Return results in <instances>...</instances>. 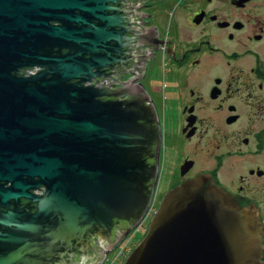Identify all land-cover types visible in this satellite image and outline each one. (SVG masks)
Listing matches in <instances>:
<instances>
[{"label": "water", "instance_id": "obj_1", "mask_svg": "<svg viewBox=\"0 0 264 264\" xmlns=\"http://www.w3.org/2000/svg\"><path fill=\"white\" fill-rule=\"evenodd\" d=\"M145 1L0 0V264H99L146 215L161 129L131 82L162 40L139 26ZM113 68L135 72L98 83ZM260 249L249 209L199 173L163 194L121 264H259Z\"/></svg>", "mask_w": 264, "mask_h": 264}, {"label": "flooded vegetation", "instance_id": "obj_2", "mask_svg": "<svg viewBox=\"0 0 264 264\" xmlns=\"http://www.w3.org/2000/svg\"><path fill=\"white\" fill-rule=\"evenodd\" d=\"M137 2L128 0L130 8L127 0H119L126 4L119 9L132 11ZM138 5L134 12L148 15L140 18L139 26L151 25L155 38L162 42L150 50L152 59L143 61L141 77L131 84L143 88L155 110L172 106L178 111V148L165 160L160 143L158 153V170H173L167 190L199 173L209 175L235 208L249 209V231L252 228L259 236L258 260L264 264V0H146ZM137 50L143 51L144 45H137ZM116 65L111 67L118 69ZM115 68L110 69L109 76L119 83L111 78H98V83L115 89L135 72ZM160 68L161 79L149 77ZM18 70L22 73L23 68ZM29 70L34 74L38 67L25 68L24 72ZM126 96L124 92L117 98ZM205 111L211 115H200ZM180 170L186 171L180 174ZM8 185L6 182L2 187ZM43 190L38 185L31 193L37 195ZM158 195L159 190L155 195L153 192L154 202ZM132 238L119 251L121 261L135 245Z\"/></svg>", "mask_w": 264, "mask_h": 264}, {"label": "rangeland", "instance_id": "obj_3", "mask_svg": "<svg viewBox=\"0 0 264 264\" xmlns=\"http://www.w3.org/2000/svg\"><path fill=\"white\" fill-rule=\"evenodd\" d=\"M158 64L160 66L159 58H158ZM162 75H163L162 68H160L154 73H151L149 77L159 80L162 78ZM202 112H200V115L202 116L211 115V112L209 111H205V113H202ZM156 113H157L160 129H161V141H160L161 153L164 155L165 160L171 159L172 155L175 154V149L178 148V133H177L178 111L172 106H164V107L158 106V110H156ZM172 171L173 170H170L168 167L165 170H158V176H157L156 185L154 189V195L156 192H158V190H159V195L155 202H154V196L152 198L149 209L146 213V216H149V217L144 218V220L142 219L141 222L133 230H131L129 237L123 240V242L119 246H117L115 249H113L106 255V258L104 259L102 264H121L120 262H122L121 261L122 256L120 255L121 252L119 251L120 249L124 250L123 246H125L127 242L129 245L130 236L131 238L133 237L131 241L135 242L136 244L140 240V238L144 235L146 231V227L150 220V216H151L149 212L153 211L154 206L157 207L158 202H159L158 198L162 196L163 193L167 190L168 181L172 176ZM147 214H150V215H147Z\"/></svg>", "mask_w": 264, "mask_h": 264}, {"label": "built area", "instance_id": "obj_4", "mask_svg": "<svg viewBox=\"0 0 264 264\" xmlns=\"http://www.w3.org/2000/svg\"><path fill=\"white\" fill-rule=\"evenodd\" d=\"M32 72H33V70H29L26 72V74H29V73L31 74ZM102 84H104V83H102Z\"/></svg>", "mask_w": 264, "mask_h": 264}]
</instances>
